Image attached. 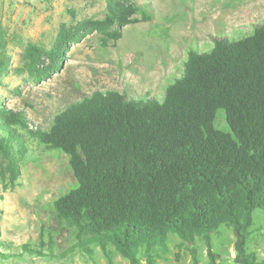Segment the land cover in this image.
Segmentation results:
<instances>
[{"label":"trees","instance_id":"trees-1","mask_svg":"<svg viewBox=\"0 0 264 264\" xmlns=\"http://www.w3.org/2000/svg\"><path fill=\"white\" fill-rule=\"evenodd\" d=\"M103 18L62 23L46 49L28 43L14 58L0 24V85L15 70L41 82L60 70L73 44L98 34L115 45L140 11L133 0H105ZM224 110L231 132L215 127ZM69 157L77 185L53 202L59 223L74 229L76 250L98 246L112 263L113 251L129 264H158L175 233L203 264L196 246L204 241L207 264H264L251 249L255 216L264 214V22L238 41L218 38L207 52L190 50L184 73L168 86L163 102L118 91L95 92L71 103L49 129L34 126L21 109L0 104V182L15 188L28 140ZM2 196H0V201ZM223 227L236 236V255L217 260L212 235ZM54 241L17 251L0 239V264L22 257H56ZM49 249V252L46 251Z\"/></svg>","mask_w":264,"mask_h":264},{"label":"rangeland","instance_id":"rangeland-1","mask_svg":"<svg viewBox=\"0 0 264 264\" xmlns=\"http://www.w3.org/2000/svg\"><path fill=\"white\" fill-rule=\"evenodd\" d=\"M140 11L134 23L122 30V38L101 46L96 33L70 46L65 62L51 77L36 82L27 73L8 72L0 85V104L26 112L34 126L50 128L54 117L71 103L95 92L118 91L140 100L164 101L168 86L182 77L190 50L210 51L218 38L238 41L254 34L264 22V0H133ZM105 0H0V24L6 29L14 58L28 43L49 49L60 25L84 18H103ZM215 127L231 132L224 110L217 111ZM18 185L5 188L0 182V239L14 246L54 241L56 257H22L7 264H129L113 251L110 263L102 250L62 253L75 243L74 229L59 223L53 202L77 185L69 157L60 150H46L30 138ZM251 249L263 256L264 214L254 213ZM170 252L158 264H193L194 243L177 234L168 236ZM236 236L228 227L212 235L217 260L232 259ZM201 263L209 258L204 241L196 242ZM49 252V249L46 248ZM6 264V263H4ZM144 264V261H143Z\"/></svg>","mask_w":264,"mask_h":264}]
</instances>
